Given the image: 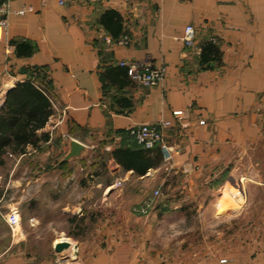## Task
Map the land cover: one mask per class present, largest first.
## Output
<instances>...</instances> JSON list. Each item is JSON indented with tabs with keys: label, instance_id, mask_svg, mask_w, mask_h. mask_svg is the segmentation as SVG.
<instances>
[{
	"label": "crops",
	"instance_id": "1",
	"mask_svg": "<svg viewBox=\"0 0 264 264\" xmlns=\"http://www.w3.org/2000/svg\"><path fill=\"white\" fill-rule=\"evenodd\" d=\"M6 7L4 97L28 81L51 113L36 130L44 139L1 155L0 210L8 202L20 216L34 200L29 220L38 222V203L49 201L52 223L39 227L56 232L51 247L60 255L38 259L8 240L0 264H264V205L237 236L232 225L223 237L204 239V224L189 219L219 216L213 199L241 161L260 173L257 195L247 191L246 199L264 201V0H8ZM108 9L121 17L117 37L99 22ZM187 24L195 30L191 46L182 40ZM208 40L221 57L204 67L199 55ZM120 61H148L163 77L143 86ZM159 121L169 126L155 164L140 174L116 162L111 152L134 140L131 127ZM154 189L152 208L136 211ZM62 239L68 245L55 251Z\"/></svg>",
	"mask_w": 264,
	"mask_h": 264
},
{
	"label": "rangeland",
	"instance_id": "2",
	"mask_svg": "<svg viewBox=\"0 0 264 264\" xmlns=\"http://www.w3.org/2000/svg\"><path fill=\"white\" fill-rule=\"evenodd\" d=\"M251 154L253 155L251 157L254 158L255 161H257L259 153L254 152ZM94 155H96V157L99 156L97 153ZM247 166H248V163L241 161L238 165V168H236L235 177L231 179L232 181L230 183H226L225 185L223 184L218 189V195L216 196L217 199L215 200L213 199V202L215 203L216 201H218V199L220 200L219 208H218L219 209L218 211L220 212V214L218 217H214L213 219H211V217L209 216L203 217V221H200L199 218H196V217H189L190 223L192 225L197 224L198 226H200L201 224H204V227L206 228H202V230L200 228L202 232H199V234L202 235L204 239L210 238V236H214L216 234H219L220 237H223V235H226V233L223 232L222 230L225 231L228 227H231L232 225H234V227H231L232 234H234V236H237V234L240 232L238 231L237 226L244 225V227H246L247 224H252L253 220L256 218V213L258 209H260L262 205H264L263 200L259 201L257 199H252L248 201L246 199L247 191H250L254 193L255 195H257L258 193L257 192L258 188H256L257 185L255 189L253 184L255 180L258 181L259 175H260L259 168L257 165L252 163L250 165L249 171L246 168ZM243 172H245L246 174H249L247 175L249 179L245 180L244 177H242ZM249 182H251V184H249ZM33 202L34 200H32L31 211L28 210L27 205L20 209L21 210L20 225L22 227V231L19 232L17 230L15 235L11 234L10 230H8L9 228L6 229L7 226L4 224L3 220L0 218V249L2 248L3 245H6V242L8 240H11V241L16 240L18 241L16 245L19 246L20 250L24 252L25 251L32 252V254H36V257L38 259H42L43 257H50L51 259L55 260V258L60 255L58 253L55 254L51 247V240L54 238V235L56 236V232H54L50 228L41 229L39 227L40 225L49 226L52 223L51 215H50V209H51L50 202L46 200V201H43L42 203H38L39 205L37 206H40L39 207L40 209L38 210V214H40L39 211L43 212L41 213L43 214V216H39V217L37 216L38 222L34 220L30 222L31 220L30 218L32 217L36 218L34 215L35 213L34 205L35 204ZM87 202L91 204L90 211H96V214H98L99 212L98 201L92 198L91 200H87ZM207 202H210V201H206L205 203ZM6 205L4 206L5 208H2L0 211H2L3 209L5 210L7 208ZM110 205H107L106 208L109 209L111 207ZM102 208L103 207L101 206V209ZM86 210L87 209H85V211ZM79 221L80 220L75 219V223ZM60 224L61 223H58L56 221L53 222L54 227L60 226ZM216 226H217L218 233H216L217 231L215 232V229H214L216 228ZM75 231H77L78 234L88 236V233L86 232L84 233V231H81L80 228L79 230L76 228ZM189 234L194 238V235L196 233L193 231L192 233H189Z\"/></svg>",
	"mask_w": 264,
	"mask_h": 264
},
{
	"label": "trees",
	"instance_id": "3",
	"mask_svg": "<svg viewBox=\"0 0 264 264\" xmlns=\"http://www.w3.org/2000/svg\"><path fill=\"white\" fill-rule=\"evenodd\" d=\"M99 22L113 37L120 34L121 17L116 11L106 10L100 16ZM220 57V51L213 41L202 43L199 55L201 66L207 67L212 63H218ZM122 67L127 71L125 66ZM50 113V102L41 90L28 81L18 83L16 94L4 97L0 112V146L9 148L0 147V160L1 155L7 150L22 153L27 144L36 145L38 140L44 139L47 135L38 137L36 130L44 125ZM158 147L145 148L130 138L124 145L113 149L111 154L123 168L142 174L158 161L161 155Z\"/></svg>",
	"mask_w": 264,
	"mask_h": 264
},
{
	"label": "built area",
	"instance_id": "4",
	"mask_svg": "<svg viewBox=\"0 0 264 264\" xmlns=\"http://www.w3.org/2000/svg\"><path fill=\"white\" fill-rule=\"evenodd\" d=\"M8 0H0V26L6 27V19L3 15L7 12ZM64 0H59L63 3ZM23 10H21L22 12ZM195 30L191 24L184 27L182 40L186 46H191L194 43ZM120 65L127 68V73L139 84L143 86L156 85L161 79L163 71L148 61L143 62H126L120 61ZM4 100V90L0 87V112L2 110ZM181 110H173V114H181ZM169 126L168 121H159L157 123H141L131 127L128 132L132 135L134 140L145 148H152L154 146L164 145V130ZM160 195L159 189H154L152 194L144 198V200L135 207L136 211L140 213H147L156 202ZM2 218L7 224L12 235H15L20 227V216L16 209L6 208L0 211Z\"/></svg>",
	"mask_w": 264,
	"mask_h": 264
},
{
	"label": "water",
	"instance_id": "5",
	"mask_svg": "<svg viewBox=\"0 0 264 264\" xmlns=\"http://www.w3.org/2000/svg\"><path fill=\"white\" fill-rule=\"evenodd\" d=\"M72 146L74 148V150L79 148V143H77L76 141H73ZM68 245V242L64 239L57 241L54 243L53 248L55 251H60L62 250L64 247H66Z\"/></svg>",
	"mask_w": 264,
	"mask_h": 264
}]
</instances>
